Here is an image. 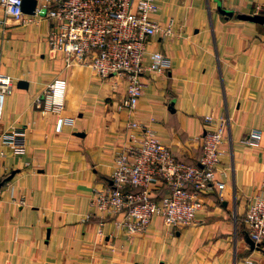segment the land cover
I'll return each mask as SVG.
<instances>
[{
  "label": "crops",
  "instance_id": "0c3cea01",
  "mask_svg": "<svg viewBox=\"0 0 264 264\" xmlns=\"http://www.w3.org/2000/svg\"><path fill=\"white\" fill-rule=\"evenodd\" d=\"M154 1L153 18L161 27L172 20V34L153 37L147 49L169 64L142 75L131 115L116 110L125 82L67 68L50 48L47 20L0 22V74L12 83L0 120V264H264V250L246 243L243 223L264 176V24L237 18L258 14L264 0ZM57 77L67 82L60 115L71 120L60 132L58 115L40 100ZM219 118L216 179L224 188L205 190L194 224L169 228L154 216L145 233L129 236L115 227L121 214L94 206V191L112 185L128 120L152 126L179 161L197 165L203 135ZM16 128L27 135L23 154L2 137ZM252 131L262 135L258 147L242 143ZM152 193L160 200L168 188L159 184Z\"/></svg>",
  "mask_w": 264,
  "mask_h": 264
},
{
  "label": "built area",
  "instance_id": "2783aa9c",
  "mask_svg": "<svg viewBox=\"0 0 264 264\" xmlns=\"http://www.w3.org/2000/svg\"><path fill=\"white\" fill-rule=\"evenodd\" d=\"M35 2L32 13L27 14L22 10L23 0H0V11L5 18L0 22L47 20L50 48L63 54L66 67L83 66L99 78L123 80L125 96L116 110L133 114L143 94L142 75L146 71L162 73L169 64L161 52L148 51L149 41L155 36L171 35L173 21L160 26L153 18L158 11L154 0ZM260 14L264 16V5L256 15ZM66 88V80L57 77L46 86L40 98L46 110L58 115L55 132H60L62 126L71 121L60 115ZM11 91L10 78L0 74V120L4 98ZM204 121L210 125L215 118L207 115ZM150 122L155 123V119L150 118ZM224 127L225 120L219 118L216 127L206 131L199 161L197 165H189L179 161L170 148L158 140L152 126L128 120L122 145L114 153L112 185L105 191H94L92 203L101 213L121 214L115 227L125 230L129 236L145 233L154 216L162 218L169 228L191 226L204 207L205 190L214 184L218 190L224 188V183L216 179ZM2 137L17 154L24 153L27 143L24 129L16 128ZM261 137L260 132L252 131L242 143L258 147ZM159 184L167 187L168 193L155 200L152 189ZM1 194L0 188V198ZM243 223L248 237L264 250V176L262 191L249 200Z\"/></svg>",
  "mask_w": 264,
  "mask_h": 264
},
{
  "label": "water",
  "instance_id": "95a60500",
  "mask_svg": "<svg viewBox=\"0 0 264 264\" xmlns=\"http://www.w3.org/2000/svg\"><path fill=\"white\" fill-rule=\"evenodd\" d=\"M35 0H23V5H22V10L24 13L30 14L32 13L34 7H35ZM219 12L221 14H225V15H230V12L227 10H222L219 8ZM237 18L239 20H244V21H250V22H254V23H259V24H264V16L262 15H245V14H238ZM18 87L20 88H24L26 87V82H19ZM10 179V178H9ZM1 186V184H0ZM246 243L250 246V249H260L257 246H255L254 242L248 237V235L246 236Z\"/></svg>",
  "mask_w": 264,
  "mask_h": 264
}]
</instances>
